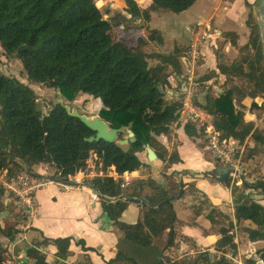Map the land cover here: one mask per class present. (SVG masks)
Returning <instances> with one entry per match:
<instances>
[{
	"label": "trees",
	"instance_id": "1",
	"mask_svg": "<svg viewBox=\"0 0 264 264\" xmlns=\"http://www.w3.org/2000/svg\"><path fill=\"white\" fill-rule=\"evenodd\" d=\"M125 1L132 18L149 20L152 12L180 14L199 0H152L147 10H141L134 0ZM247 5L250 8L248 42L240 47L237 34H223L239 55L232 62H224L218 51L217 69L225 77L220 85L221 93L214 95L208 86L205 103L196 104L213 118L214 128L222 139L234 138L243 143L250 137L264 148V130L245 119L246 112L259 118L264 115V105L257 102L264 100V0ZM110 21L124 27L128 19L114 14ZM158 38L161 39L158 31H152L148 40L140 38L133 47L114 41L104 21V11L94 0H0V47L8 58L15 56L21 61L28 79L34 84H48L68 102H74L81 94L100 100L99 117L112 129L131 130L136 139L123 146L105 141L90 143L87 139L95 133L79 119L69 116L61 104L44 114L38 109L37 96L31 88L16 78L0 74V173L7 172V177L13 178L25 167L46 164L53 165L56 175L66 180L86 170L95 152L104 172L114 167L119 175H124L147 167L137 155L146 146L167 164V169L180 162L177 153L170 154L159 142V137L171 135L184 93L166 100L167 87L179 75V63L172 56L147 51L150 42ZM22 46L30 49L21 51ZM214 77L216 73L212 72L201 83ZM246 100L251 101L249 107L245 105ZM184 129L194 141L202 139L196 126L187 124ZM125 134L120 135L121 140ZM254 152L261 150L249 151L247 158L255 155ZM166 178L170 180L173 176ZM239 182L232 185L237 225L250 222L255 228L244 229L249 241L264 243V206L249 196ZM121 184L122 180L110 177L91 182L102 194L104 212L115 224L119 223L128 203H113L108 198L122 196ZM227 184L231 185V180ZM254 186L256 192L264 194L263 181ZM4 194L2 188L0 195ZM179 196V183L174 182L147 210L142 223L121 226L126 237L143 247L151 246L152 238L159 236L171 220L167 247L173 246L178 221L172 199ZM202 212V208H195L194 217L201 216ZM207 218L213 229L220 227L221 239L216 251L222 255L210 262L209 253H204L193 264H232L225 254L237 253L232 234L235 224L218 209H213ZM16 233L18 229H10L8 236L13 238ZM44 242L55 245L60 258L68 256L70 239ZM30 252L35 264H46L34 249ZM258 254L264 264V248ZM119 256L134 262L125 253ZM0 264H5L1 255ZM246 264L258 262L250 259Z\"/></svg>",
	"mask_w": 264,
	"mask_h": 264
},
{
	"label": "crops",
	"instance_id": "2",
	"mask_svg": "<svg viewBox=\"0 0 264 264\" xmlns=\"http://www.w3.org/2000/svg\"><path fill=\"white\" fill-rule=\"evenodd\" d=\"M94 1L98 8L104 11V21L109 25V33L114 41L133 47L140 38L148 40L149 33L158 31L161 39L158 38L150 44L157 47L156 52L172 56L179 63V75L175 76L166 89V100L170 101L178 98L180 92H185V83L182 78L185 71L183 60L194 33L200 27H209L210 30L209 37L202 48L201 60L195 67V79L196 69L209 74L215 72L216 77L205 84L213 85L214 95L217 94V84L219 83L220 86L225 81V77L220 75L217 69L218 51L225 55L228 62L234 61L236 57L235 48L223 38V34L230 32L237 34L240 47L248 42L250 31L247 21L250 8L247 4H254L256 0H199L189 10L179 14L185 16L180 34L177 35L176 30H170L168 38L163 35L165 32L160 28V22L167 11L152 12L150 19L145 20L143 17L132 18L127 13L128 6L125 0ZM134 1L141 10L149 9L152 4V0ZM114 14L127 17L128 22L124 27L110 21ZM126 27L130 28L126 29ZM184 42L188 44L186 50L180 47V44ZM200 102L201 99L198 103L201 104ZM257 102L260 106L264 105L262 99H258ZM250 104V100L245 101L247 107ZM245 119L253 122L256 128L264 130V115L259 118L246 112ZM184 127L176 122L171 128V135L159 137V142L169 153H177L180 159V162L171 165L168 169L167 164L158 156L154 162H149L145 149L137 154L141 162L147 166L140 171L119 175L112 167L104 172L97 154L93 152L83 177L82 174L79 175V179H83L82 185L69 191L58 185H50L40 190L36 195L35 214L16 223L19 233L11 240L9 249L10 254L12 253L11 259L17 258L16 260L20 261L19 264H35V259L30 252L34 249L46 264H177L178 262L193 264V261L204 253H209L210 262H213L219 260L222 255L216 251L221 234L220 227L213 229L207 215L213 209H218L235 224L232 234L237 253L233 255L227 251L226 258L232 264H246V261L250 259L262 264L258 252L264 248V243L249 241L244 230L255 228L254 225L250 222L237 225L235 219L232 185L237 180L240 181L239 184H242L241 179L231 178V185H228L207 178L208 174L215 173L221 166L206 151L202 139L194 141L189 138ZM244 143L247 149L240 162L241 174L245 182L254 186L259 181L264 182V148L257 145L250 137ZM255 149H260L261 152H254L255 155L247 158L246 154ZM34 167L38 170H34ZM34 167L31 171L38 175L49 173L50 165L41 164ZM176 174H179L186 185L182 193ZM192 174L200 178L195 179ZM170 176H173V179L167 180L166 177ZM104 177L113 178L115 181L122 180V183L129 181L127 187L121 188L124 198L120 201L128 203V206L118 224H115L104 212L102 194L98 190L99 194L92 190V187H95L91 185V182ZM174 182L179 183L181 194L172 199V207L178 221L175 226L174 245L167 247L171 220L159 236L152 238L151 246L143 247L132 239H128L121 226H137L142 223L147 210L157 203L164 191ZM163 184L165 188L162 187ZM248 192L249 189L246 188V193ZM128 198L141 200L143 203L129 202ZM252 198L264 206V194H259L255 189ZM5 204L8 207V199ZM195 208L203 209L201 216L196 218L194 217ZM227 223L228 228L229 222ZM46 239H70L68 256L60 258L57 247L52 243L46 244L44 242ZM119 253L127 254L135 263L119 258ZM12 263L11 260L7 264Z\"/></svg>",
	"mask_w": 264,
	"mask_h": 264
},
{
	"label": "built area",
	"instance_id": "3",
	"mask_svg": "<svg viewBox=\"0 0 264 264\" xmlns=\"http://www.w3.org/2000/svg\"><path fill=\"white\" fill-rule=\"evenodd\" d=\"M209 27H200L190 42L188 50L183 60L185 71L182 78L185 83V92L182 98V109L179 112L177 122L182 125L192 124L202 133V141L205 144L206 151L211 155L219 166L235 169L241 173V160L246 152L247 146L234 138L222 139L215 130L212 117L206 113L196 102L203 95V87L196 82L195 67L201 60L202 48L209 37ZM84 171H80L68 179H62L55 174L38 175L31 171V168L25 169L13 178L7 177V172L0 173V185L7 194L8 205L13 204L20 211L22 219L32 217L37 209L36 195L43 188L50 185H58L69 191L74 187L82 185ZM237 176L233 174L232 178ZM129 185L126 180L121 184V188Z\"/></svg>",
	"mask_w": 264,
	"mask_h": 264
},
{
	"label": "rangeland",
	"instance_id": "4",
	"mask_svg": "<svg viewBox=\"0 0 264 264\" xmlns=\"http://www.w3.org/2000/svg\"><path fill=\"white\" fill-rule=\"evenodd\" d=\"M193 12H191L192 14ZM188 15V14H186ZM201 16H205L204 14H201ZM208 15H206L207 17ZM185 16H181L179 14L173 13V12H165L161 22H160V28L163 30L165 33L163 35L168 38V34L170 30H176V34H180L182 30V22L184 20ZM180 47L182 50H186L188 47V44L186 42L181 43ZM148 52H156L157 47L154 46L153 44H150L149 47L147 48ZM236 57H238L239 53L238 50L235 49ZM222 60L224 62L227 61L225 55L222 53ZM234 59V60H235ZM226 60V61H225ZM0 74H3L8 77L16 78L18 79L21 83L26 85L27 87L31 88L34 92L35 95L37 96V107L38 109L46 114L49 112V110L55 106L56 104H59L60 101H62V104L65 106H69L71 109L75 108L79 111L80 114L86 115L89 117L92 116H99V112L102 109V103L98 99H94L91 96L88 95H79L77 99L74 102H68L67 100L63 99L61 94L54 89H51L48 84H34L32 83L23 67L21 64V61L13 56L8 58L3 50L0 47ZM209 73H204L196 69V82L199 83L201 87H203V95L199 98L198 101L201 99V104L205 103V93L208 90L207 87L208 85L202 84L201 79L208 75ZM212 87V93H213V85ZM217 89H220L219 83L217 84ZM217 90V94H219V91ZM197 101V102H198ZM213 121V118H212ZM128 131V130H127ZM128 134L126 133L124 135V138H126ZM34 170H38L37 167H34ZM57 173V170L53 165H50L49 169V174H55ZM2 189L0 185V190ZM1 198V204L0 205V255L2 259L4 260V263L7 264L9 261L12 260V264H19L20 261L16 259H11L10 254V244L12 237L8 236V231L10 229H16V223L20 222L22 219V216L20 215V211L15 207L13 204H9L8 207L5 205V201L7 200V194L5 193L4 195H0ZM14 223V224H13ZM16 231V230H15ZM19 233V232H18ZM17 234V233H16ZM15 260V261H14Z\"/></svg>",
	"mask_w": 264,
	"mask_h": 264
},
{
	"label": "water",
	"instance_id": "5",
	"mask_svg": "<svg viewBox=\"0 0 264 264\" xmlns=\"http://www.w3.org/2000/svg\"><path fill=\"white\" fill-rule=\"evenodd\" d=\"M30 48L27 46H22L20 47L21 51H26L29 50ZM221 91H219L220 93ZM61 104L66 112L68 113L69 116L79 119L84 125H86L89 129H91L95 135L87 139L88 142L93 143V142H99V141H105L107 143H118L119 145H127L129 142L133 143L136 141L135 135L131 130L125 131L124 129H112L110 125L102 120L99 116H86L82 115L79 113V111L75 108L71 109L69 106H65L62 104V101L59 102ZM127 133L128 136L124 139H120V135H123ZM146 152H147V159L149 162H154L157 159V155L155 151L151 148L146 146L145 147ZM235 174L238 178L241 179V183L249 189L248 195L252 196L255 190V186H252L245 182V180L242 177V174L239 171H236L235 169H230V168H225V167H219L216 169L215 173H210L206 177L207 178H212L217 180L220 183H227ZM179 183H180V192L182 193L183 190V179L179 176V174H176ZM193 178L197 179L200 178L199 176H196L195 174H192ZM163 188H165V184L162 185ZM92 190L96 193L99 194L96 188L92 187ZM124 197L121 196L119 198H108L110 201H120ZM129 202H136V203H143L141 200H136L134 198H128ZM263 264V262H262Z\"/></svg>",
	"mask_w": 264,
	"mask_h": 264
}]
</instances>
